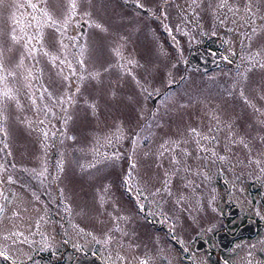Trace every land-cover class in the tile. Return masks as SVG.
Here are the masks:
<instances>
[{"label": "rangeland", "instance_id": "1", "mask_svg": "<svg viewBox=\"0 0 264 264\" xmlns=\"http://www.w3.org/2000/svg\"><path fill=\"white\" fill-rule=\"evenodd\" d=\"M200 51L220 66L192 70ZM262 180L264 0H0L14 264H180L160 225L212 237L231 205L233 228L254 209L264 221Z\"/></svg>", "mask_w": 264, "mask_h": 264}, {"label": "flooded vegetation", "instance_id": "2", "mask_svg": "<svg viewBox=\"0 0 264 264\" xmlns=\"http://www.w3.org/2000/svg\"><path fill=\"white\" fill-rule=\"evenodd\" d=\"M260 182L261 186L252 185L251 190L254 195L263 193L264 196V180ZM218 183H222L225 190L230 189L224 186L226 183ZM229 208L228 217L225 215L222 227L213 232L212 237L198 235L201 230L194 229L193 236L186 239L184 229L179 228L178 223L174 222L171 228L160 225L163 230L159 231L178 255L180 264H264V221L260 211L254 209L255 216L245 217L233 228V222L243 216V209L234 205ZM1 213L0 208V217ZM149 223L155 222L149 217ZM199 255L206 258L200 259ZM0 264H13V259L0 252Z\"/></svg>", "mask_w": 264, "mask_h": 264}, {"label": "water", "instance_id": "3", "mask_svg": "<svg viewBox=\"0 0 264 264\" xmlns=\"http://www.w3.org/2000/svg\"><path fill=\"white\" fill-rule=\"evenodd\" d=\"M83 29L82 33H84L85 24H82ZM186 64L194 71H205V72H211L212 70L219 67L220 62L218 60H214L210 57H206L203 55L202 52H196L192 53L188 60L186 61ZM76 264H103L98 260L97 257L94 258H82L79 260Z\"/></svg>", "mask_w": 264, "mask_h": 264}, {"label": "trees", "instance_id": "4", "mask_svg": "<svg viewBox=\"0 0 264 264\" xmlns=\"http://www.w3.org/2000/svg\"><path fill=\"white\" fill-rule=\"evenodd\" d=\"M203 45H205L206 51H208L210 49V46L208 45V41Z\"/></svg>", "mask_w": 264, "mask_h": 264}]
</instances>
